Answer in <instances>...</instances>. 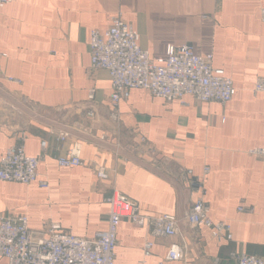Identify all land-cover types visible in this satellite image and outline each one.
<instances>
[{"label": "crops", "instance_id": "crops-1", "mask_svg": "<svg viewBox=\"0 0 264 264\" xmlns=\"http://www.w3.org/2000/svg\"><path fill=\"white\" fill-rule=\"evenodd\" d=\"M262 6L264 0H14L5 5L0 91L36 117L28 116L21 132L0 125V157L24 134L25 151L41 157L38 172L48 187L0 180V215L25 214L31 229L58 223L64 232L89 238L106 229L105 198L115 188L144 214L181 217L197 197L184 171L201 176L207 165L209 216L229 223L232 239L214 237L208 227L186 220L176 237H151L144 227L123 220L115 264H235L231 252L264 257V157L249 152L264 144V92H253L256 79L264 77ZM117 11L153 58H164L170 45L212 53L213 67L234 83L233 98L224 104L193 96L166 101L133 89L110 118L115 133L93 128L92 122L81 130L87 111L78 114L77 107L88 101L90 89L105 122L114 111L107 71L90 68L89 42L90 31L105 30ZM0 101L9 103L3 95ZM63 132L68 137L60 140ZM78 144L86 164L60 166L58 157ZM95 164L105 167L103 178ZM149 238L152 252L144 257ZM173 241L184 247V259L166 257Z\"/></svg>", "mask_w": 264, "mask_h": 264}, {"label": "built area", "instance_id": "built-area-1", "mask_svg": "<svg viewBox=\"0 0 264 264\" xmlns=\"http://www.w3.org/2000/svg\"><path fill=\"white\" fill-rule=\"evenodd\" d=\"M14 0H0V11ZM260 18L264 21V6L260 8ZM90 68L107 71L113 110L110 118H116V107L122 99H127L133 89L147 90L151 95L166 101H182L185 96H193L200 102L215 101L226 103L236 93L232 79L213 67V54L196 53L188 44L170 45L164 58H153L140 44L138 31L126 20L121 11L110 16L109 26L100 31H90ZM5 56L0 52V57ZM19 82V79L8 77ZM253 92H264V77H258ZM94 99L90 89L88 101ZM93 102V101H92ZM89 122L95 120V113L86 110ZM80 125V124H79ZM68 137L67 132L60 140ZM24 134H20L0 157V180L22 184L37 183L47 188L48 183L40 177L38 167L41 157L26 153ZM106 140V135L100 136ZM46 141L41 142L45 148ZM118 148V143L116 145ZM81 145H75L66 155L59 156L60 166L73 167L85 165L80 156ZM135 151V149H132ZM138 152V150H136ZM250 153L264 157V144L249 150ZM209 167L204 166L201 176L193 171H184L185 180L197 194L189 210L181 217L171 214L148 215L141 212L139 205L115 188L106 196L109 205L107 227L96 231L92 237H82L64 232L58 223H50L45 229L34 230L28 225L25 214L0 215V260L6 264H115V247L120 223L128 220L136 226L144 227L151 237H176L179 224L186 220L189 225L210 229L212 236H226L232 239L231 226L226 222H215L209 216V204L205 200V175ZM98 178L106 175L102 165L95 164ZM240 211L245 207L240 206ZM251 211L252 207L247 208ZM153 240L146 239L143 255L152 252ZM166 257L170 260L184 259V247L173 241ZM229 258L235 264H264V257L242 252H231Z\"/></svg>", "mask_w": 264, "mask_h": 264}, {"label": "water", "instance_id": "water-1", "mask_svg": "<svg viewBox=\"0 0 264 264\" xmlns=\"http://www.w3.org/2000/svg\"><path fill=\"white\" fill-rule=\"evenodd\" d=\"M0 95H3L5 99L9 101V103H5L0 101V125H6L12 131L21 132L23 131V127L28 124V116L36 117L35 113L26 109L23 105L18 103V101L4 95L0 91ZM77 110L78 114H81L83 110H92L95 113V120L91 123L93 128L104 126L107 129L114 131L116 130V124L107 117L105 122V118H103L99 112L98 104L92 101H87L78 105ZM109 116V115H108ZM110 119V120H109ZM87 118H83L80 123L81 130H85L89 125Z\"/></svg>", "mask_w": 264, "mask_h": 264}, {"label": "rangeland", "instance_id": "rangeland-1", "mask_svg": "<svg viewBox=\"0 0 264 264\" xmlns=\"http://www.w3.org/2000/svg\"><path fill=\"white\" fill-rule=\"evenodd\" d=\"M20 104H21V103H20ZM25 108L28 109V110H30V111L33 112V113L35 112V111H33L32 109H29V108H27V107H25Z\"/></svg>", "mask_w": 264, "mask_h": 264}]
</instances>
